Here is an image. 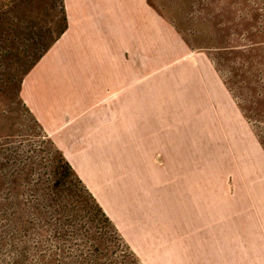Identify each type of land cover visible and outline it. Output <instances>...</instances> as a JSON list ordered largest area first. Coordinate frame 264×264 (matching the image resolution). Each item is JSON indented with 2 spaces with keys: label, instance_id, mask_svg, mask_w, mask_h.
I'll return each instance as SVG.
<instances>
[{
  "label": "crops",
  "instance_id": "obj_1",
  "mask_svg": "<svg viewBox=\"0 0 264 264\" xmlns=\"http://www.w3.org/2000/svg\"><path fill=\"white\" fill-rule=\"evenodd\" d=\"M63 6L20 97L142 263L263 264L264 146L209 54L152 0Z\"/></svg>",
  "mask_w": 264,
  "mask_h": 264
},
{
  "label": "rangeland",
  "instance_id": "obj_2",
  "mask_svg": "<svg viewBox=\"0 0 264 264\" xmlns=\"http://www.w3.org/2000/svg\"><path fill=\"white\" fill-rule=\"evenodd\" d=\"M152 1L194 49L209 54L264 146V0ZM64 24L63 0H0V264L43 262L26 254L23 245L10 244L5 220H12L16 205L18 214H25L31 203L26 198L38 192V179L50 175L59 158L19 90ZM125 163L132 168V150L125 149ZM79 198L81 210L90 211L86 196ZM261 213L264 234V203ZM110 229L103 239L99 235L100 256L132 264Z\"/></svg>",
  "mask_w": 264,
  "mask_h": 264
},
{
  "label": "trees",
  "instance_id": "obj_3",
  "mask_svg": "<svg viewBox=\"0 0 264 264\" xmlns=\"http://www.w3.org/2000/svg\"><path fill=\"white\" fill-rule=\"evenodd\" d=\"M56 149L59 158L50 175L38 179V192L26 198L31 203L25 214H18L16 205L12 220H5L10 244L23 245L24 252L40 256L42 264H123L122 260L100 256L99 239L111 228L116 241L129 251L132 264H143L72 164ZM83 195L90 201L88 212L79 205Z\"/></svg>",
  "mask_w": 264,
  "mask_h": 264
}]
</instances>
